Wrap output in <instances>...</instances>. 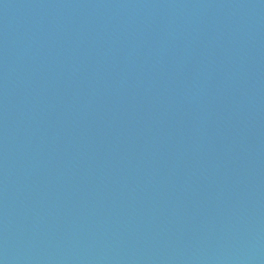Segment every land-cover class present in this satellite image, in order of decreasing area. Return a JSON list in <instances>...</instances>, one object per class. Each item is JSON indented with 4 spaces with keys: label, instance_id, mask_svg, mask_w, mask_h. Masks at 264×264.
<instances>
[{
    "label": "water",
    "instance_id": "1",
    "mask_svg": "<svg viewBox=\"0 0 264 264\" xmlns=\"http://www.w3.org/2000/svg\"><path fill=\"white\" fill-rule=\"evenodd\" d=\"M0 264H264V0H0Z\"/></svg>",
    "mask_w": 264,
    "mask_h": 264
}]
</instances>
